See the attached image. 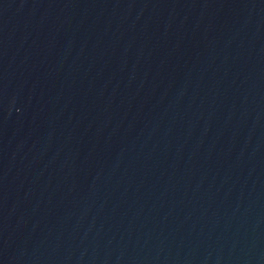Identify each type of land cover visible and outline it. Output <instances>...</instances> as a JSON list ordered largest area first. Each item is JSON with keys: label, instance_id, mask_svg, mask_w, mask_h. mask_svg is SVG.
<instances>
[{"label": "water", "instance_id": "obj_1", "mask_svg": "<svg viewBox=\"0 0 264 264\" xmlns=\"http://www.w3.org/2000/svg\"><path fill=\"white\" fill-rule=\"evenodd\" d=\"M68 264H264V0H203L132 117Z\"/></svg>", "mask_w": 264, "mask_h": 264}]
</instances>
